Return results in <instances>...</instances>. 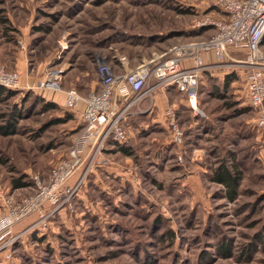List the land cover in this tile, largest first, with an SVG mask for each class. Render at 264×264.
I'll return each mask as SVG.
<instances>
[{"label":"rangeland","instance_id":"1","mask_svg":"<svg viewBox=\"0 0 264 264\" xmlns=\"http://www.w3.org/2000/svg\"><path fill=\"white\" fill-rule=\"evenodd\" d=\"M209 3L0 0V17L9 19L14 28L8 38L0 18V65L19 75L16 94L0 102V123L12 109L21 111L14 132L0 134V217L34 192L35 175L47 178L82 128L79 108H68L60 99L64 90L76 87L85 95L95 89L97 65L105 61L115 70L117 64L121 67L116 56L124 55L130 69L157 59L174 45L208 37L211 28L201 30L198 22L216 12ZM261 48L264 52V42ZM221 68L234 75L225 99L213 93L214 85H222L215 73L201 88L200 78L208 69L200 73L194 98L176 88L168 100L157 97L165 108L174 109L184 133L180 145L171 140L165 122L154 137L166 139L170 151L166 156L159 157L153 141L139 136L133 156L121 152L106 156L108 151L101 150L93 163L95 171L86 175L65 205L55 210L46 206L44 212L54 210L48 216L34 212L15 225L14 233L23 231L17 238L20 243L9 251V258L2 253L0 264H264V128L257 127V111L247 101L244 71ZM52 69L61 70L60 90L38 87ZM37 97L59 107L43 110L44 100L35 102ZM225 100L233 105L226 106ZM134 115L131 129L136 135L140 129L151 130L149 119ZM198 148L203 155L191 157ZM214 149L236 151L244 159L234 201L209 181L206 165L216 158L210 154ZM192 159L204 170L192 172ZM107 160L122 168L106 170ZM119 173L125 174L123 179ZM15 179L26 185L13 187ZM114 203L124 212L115 210ZM223 242L229 254L220 250Z\"/></svg>","mask_w":264,"mask_h":264},{"label":"built area","instance_id":"2","mask_svg":"<svg viewBox=\"0 0 264 264\" xmlns=\"http://www.w3.org/2000/svg\"><path fill=\"white\" fill-rule=\"evenodd\" d=\"M223 12V17L200 20V26L211 25L213 30L203 39L190 40L174 45L157 59L144 60L127 69L124 55L117 57L123 71H116L107 62L97 65L98 89L82 95L76 87L64 90V104L79 108L82 128L73 138L67 155L50 170L46 179L35 175L32 194L21 198L0 217V254L11 256L10 247L23 233H14V227L34 212L48 216L67 203L86 177L97 155L108 139L123 142L128 138L124 119L130 110L138 108L143 97L167 86L194 98L200 73L212 66L239 68L244 71V87L248 103L257 111L256 125L264 128V0H206ZM211 54L214 64L205 63L204 56ZM191 60V64L184 62ZM52 69L49 76L36 85L40 88L60 90L58 73ZM0 85L19 87V75L0 65ZM165 122L171 140L180 145L183 129L174 109H164ZM76 181L68 185L73 175ZM52 207L50 213L44 207Z\"/></svg>","mask_w":264,"mask_h":264},{"label":"trees","instance_id":"3","mask_svg":"<svg viewBox=\"0 0 264 264\" xmlns=\"http://www.w3.org/2000/svg\"><path fill=\"white\" fill-rule=\"evenodd\" d=\"M0 18H1V23L5 26L3 32L7 35L8 38H11V37H9L10 35L8 32H9V30H14V28L10 25L9 19H7L5 17H0ZM200 28H201V30H206L208 28H211V30H213L211 25H204V26H201ZM263 42H264V40H263ZM116 58H117V56H116ZM233 76H234L233 73H225L222 77V85L221 86L220 85H214L213 86V90H214L213 93H215V95L217 97L222 98V99L226 98V96H225V93L227 94L226 88L228 86L229 81L232 80ZM202 86L203 85H201V88H202ZM15 94H16L15 89L7 88L3 85H0V102L5 101L8 98H11ZM27 98L28 97L26 95V97H24L22 99V101L27 100ZM36 100H38V101L44 100L43 101L44 103L41 106V108H43V110L59 107V105L57 103H55L53 101H46L45 99H43V97L42 98L37 97L35 99V102H36ZM224 104L228 107L233 105V103H230L226 100L224 101ZM236 110H238V109H236ZM233 112H234V114H237V113H235L236 111H233ZM4 116H6L7 118L3 119V121H4L3 123H0V134L13 133L15 130L16 124L18 122V119L21 116V111L19 109H14V110L12 109L10 111V113H7ZM226 118H224V119H226ZM80 124L82 125V122ZM105 147H110L111 153L112 152H121L122 154H124L126 156L135 155L136 149H137V145L136 144L134 145L129 140L119 142V141L108 139L106 141L102 151H105V149H106ZM110 151H108V152H110ZM227 151H229V150H225L224 153H218L216 149L210 150V154L214 155L216 158L214 159V161L212 163H210L206 166L208 168L207 170L209 171V173H208L209 181L220 186L219 189L223 190V195H225V197L229 201H234L239 195V185H240V182H241V179L243 176L244 159H240L241 157H238V153L236 151H233V152L231 151V152L226 153ZM245 155L246 154H243L242 156H245ZM94 165L96 166V164H94ZM94 165L91 166V168L87 174H90V175L93 174V172L95 170L92 167ZM101 166H103V165H101ZM89 180L91 182V178ZM153 182H156L158 186L161 185L156 180H153ZM31 183H33V179L31 181ZM94 184H96V183H94ZM25 185H26V182L22 181L21 179H15L13 182V187H16V188L23 187ZM130 194H132L131 188H130ZM134 201L137 202L138 200L135 198ZM124 202H125L126 206H128V205L131 206L129 202H127V201H124ZM114 205H115V203H114ZM115 206L117 207L115 210L121 211L120 213L124 212V210H122L123 209L122 207H120L121 208L120 209L118 207L119 205H115ZM159 219L160 218H156V221H155L158 224H160ZM168 235L171 236V232H168ZM19 243H20V240L16 239L9 250L11 252L12 251L14 252L16 246ZM220 250H222L225 255L230 253L229 247H228L226 242L222 243ZM2 255L3 254H0V258ZM149 261L151 262V260H149Z\"/></svg>","mask_w":264,"mask_h":264},{"label":"crops","instance_id":"4","mask_svg":"<svg viewBox=\"0 0 264 264\" xmlns=\"http://www.w3.org/2000/svg\"><path fill=\"white\" fill-rule=\"evenodd\" d=\"M207 3V1H206ZM210 4V3H209ZM211 7H213V9H216V12L214 11H211L213 15V17H223V12L221 10H219L218 8L214 7L211 5ZM210 11V10H209ZM154 56V54L152 55ZM204 60H205V63L211 65V64H214L215 60L213 58V56L211 54H206L204 56ZM119 62V61H118ZM191 60L189 61H186L184 62V65H187V64H191ZM219 68V69H218ZM116 71H123V67H119V65L117 64V69L115 68ZM206 73H204L201 78H200V84H203L202 87H207L209 85V81H208V75H211L213 73H215L216 75H219L220 77V80H222V74L223 72L225 73L226 71L224 69H222L221 67H217V66H212L210 67L207 71H205ZM233 82L231 84V86L233 87ZM99 88V84H97V87L95 89H98ZM173 90H176L175 87H172V86H167L166 88H163V89H157L154 91V95L153 97L151 96V99H147L146 97H143L142 100L139 102V105H138V108L139 109H142V110H147V111H144L142 112L141 114L144 115V117L146 118V121L149 119L150 123H149V127H151V130H142L140 129V133L139 135H136V133L133 131L132 128V120L131 118L133 116H135L134 114H139V112H135L133 110H130L128 112V115L126 116V118L124 119V123L125 125H127L126 127L128 128L129 132H130V137H129V141L131 143H133L134 145L136 143V137L139 136V139H148L150 138V140L153 141V145L156 146V153H158L159 157H163V156H166L170 153L169 149L166 147L165 143H166V139H162V141H160L159 139H157L156 137V134L154 131H159V129H163L166 127V124H165V117H164V109H165V106L166 104L164 105L163 104V101L160 100V102H158V100L163 96L166 97V100H168V97L170 96L171 92ZM227 90V93L229 92V85L227 86L226 88ZM177 91V90H176ZM244 91H245V87H244ZM245 94H246V97H247V93L245 91ZM64 95L65 93H63V95L61 96L60 95V99L62 100L63 98V103H64ZM167 95V96H166ZM157 97L159 99H157ZM248 101V99H247ZM183 104H186V103H183ZM149 109V110H148ZM146 115H145V114ZM129 119V120H128ZM128 120V121H127ZM136 122V119L134 118V123ZM157 123H159V125L157 126ZM139 124V123H138ZM156 124V125H155ZM141 126V125H140ZM224 125H222L223 127ZM211 131V130H210ZM213 140V138L211 139ZM155 141V142H154ZM105 151H110V147H105ZM199 150H196L194 149L193 151H191V154L190 155L191 157H196L199 153V155H203V150L201 148H198ZM167 151V154L165 155V152ZM111 153V151H110ZM109 152L108 154H106V156L108 155H111ZM165 158V157H164ZM163 158V159H164ZM155 163H157L156 161H154ZM106 170H115L117 171L119 168H122V165L120 166V164L118 163H114V162H111L110 160H107V162L105 161V164H104ZM195 168H197L199 171L200 169L204 170V165H200L198 163V161H196V159H192V162H190V170H192V172L195 170ZM189 170V171H190ZM124 174V173H122ZM121 173H119V176L120 178H124L125 174L122 175ZM192 175H190V177H192Z\"/></svg>","mask_w":264,"mask_h":264}]
</instances>
